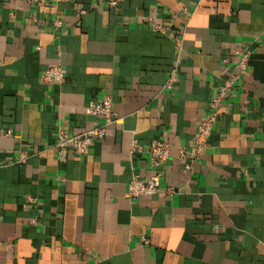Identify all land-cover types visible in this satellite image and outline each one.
<instances>
[{
	"label": "crops",
	"instance_id": "obj_1",
	"mask_svg": "<svg viewBox=\"0 0 264 264\" xmlns=\"http://www.w3.org/2000/svg\"><path fill=\"white\" fill-rule=\"evenodd\" d=\"M108 1L0 0V264H264V0ZM241 48L248 69L187 169L178 149ZM55 64L62 81L41 82ZM104 94L105 136L59 160L56 131L99 122L83 107ZM133 139L170 157L152 167ZM155 170L156 193L126 196Z\"/></svg>",
	"mask_w": 264,
	"mask_h": 264
},
{
	"label": "built area",
	"instance_id": "obj_2",
	"mask_svg": "<svg viewBox=\"0 0 264 264\" xmlns=\"http://www.w3.org/2000/svg\"><path fill=\"white\" fill-rule=\"evenodd\" d=\"M116 2L109 0L107 5L114 7ZM184 11L189 10L184 7ZM82 12V10H81ZM149 20L152 30L164 32L166 27L161 22L154 20L152 17H146ZM54 25H59L60 20H54ZM250 52L241 48L236 52L232 60L223 59L225 68L221 75V82L215 86L214 92L207 102L205 115L200 118L196 129L191 137L189 146H181L178 149V156L187 160L185 167L188 169L190 162L199 158L206 146L208 145V137L215 124L216 114L223 104L226 96L231 88L240 79L241 75L248 69ZM66 73V69L58 64L46 67L40 74L39 79L44 83H59L62 81ZM174 81V72H171L170 77L166 82V86L170 87ZM84 113L87 115L98 116L100 121L94 123L82 132L71 134L64 129H58L55 134V146L57 148V158L63 160L68 149H71L78 155H85L91 144L96 139H102L106 133V125L115 120V112L112 106V98L110 94H104L99 100H88L83 107ZM4 135L12 136L11 129L3 130ZM148 152V160L150 166H157L160 162L167 160L170 157V146L168 142L161 139L151 140L148 143H140L137 140H132L130 143L131 152ZM28 156L25 150H20L16 159L12 162L24 161ZM160 171H153L148 177L141 178L134 174L127 183L125 194L129 198H134L140 195H150L156 193L160 188ZM141 241L148 243V238L141 237Z\"/></svg>",
	"mask_w": 264,
	"mask_h": 264
}]
</instances>
